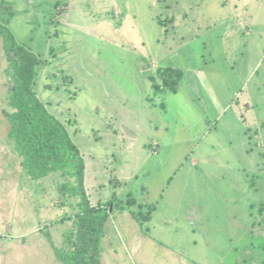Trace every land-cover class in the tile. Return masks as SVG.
<instances>
[{
  "label": "rangeland",
  "instance_id": "obj_1",
  "mask_svg": "<svg viewBox=\"0 0 264 264\" xmlns=\"http://www.w3.org/2000/svg\"><path fill=\"white\" fill-rule=\"evenodd\" d=\"M0 1L42 61L37 95L81 149L92 204L134 201L111 212L102 264H235L264 203V0ZM166 67L184 73L174 92L154 85ZM12 86L0 38V264H60L49 239L63 245L78 198L61 173L23 172Z\"/></svg>",
  "mask_w": 264,
  "mask_h": 264
},
{
  "label": "trees",
  "instance_id": "obj_2",
  "mask_svg": "<svg viewBox=\"0 0 264 264\" xmlns=\"http://www.w3.org/2000/svg\"><path fill=\"white\" fill-rule=\"evenodd\" d=\"M63 0H57L59 6ZM15 13L13 4L0 1V38L12 70L13 86L6 113L8 139L21 158L23 172L40 180L52 173H61L68 181L59 186V193L78 198V210L72 219V229L66 232L61 247L50 240L60 264H102V239L111 212L125 211L134 203L112 199L94 206L85 187L86 162L81 149L74 143L67 126L47 108L36 92L37 67L42 62L30 48L20 43L9 28ZM184 73L179 68L166 67L158 71L161 84L157 90L176 91ZM253 222L239 246L234 249L235 264H264V203L251 209ZM140 214V212H139ZM139 214L132 212L135 220ZM141 215V214H140ZM142 216L149 220L150 214ZM238 260V261H237Z\"/></svg>",
  "mask_w": 264,
  "mask_h": 264
}]
</instances>
